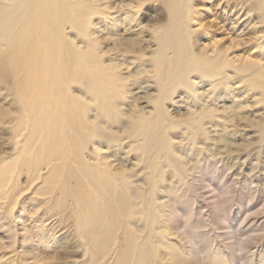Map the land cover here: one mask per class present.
Masks as SVG:
<instances>
[{"label": "bare ground", "instance_id": "1", "mask_svg": "<svg viewBox=\"0 0 264 264\" xmlns=\"http://www.w3.org/2000/svg\"><path fill=\"white\" fill-rule=\"evenodd\" d=\"M0 264H264V0H0Z\"/></svg>", "mask_w": 264, "mask_h": 264}]
</instances>
